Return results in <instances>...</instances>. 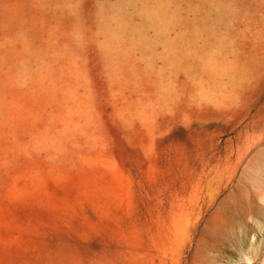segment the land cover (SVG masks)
<instances>
[{
	"label": "rangeland",
	"instance_id": "rangeland-1",
	"mask_svg": "<svg viewBox=\"0 0 264 264\" xmlns=\"http://www.w3.org/2000/svg\"><path fill=\"white\" fill-rule=\"evenodd\" d=\"M249 163L264 0H0V264H264Z\"/></svg>",
	"mask_w": 264,
	"mask_h": 264
},
{
	"label": "bare ground",
	"instance_id": "bare-ground-1",
	"mask_svg": "<svg viewBox=\"0 0 264 264\" xmlns=\"http://www.w3.org/2000/svg\"><path fill=\"white\" fill-rule=\"evenodd\" d=\"M244 176L247 179H252V177H261L262 178L261 183H251V184L256 186L258 189L257 190V192H258L257 193V200H258V204H259L258 205L259 206L258 212H259V215L262 216V218L264 219V168L257 166L256 164L249 163L245 166ZM256 221H258V220H256ZM251 245H253V242H251Z\"/></svg>",
	"mask_w": 264,
	"mask_h": 264
}]
</instances>
